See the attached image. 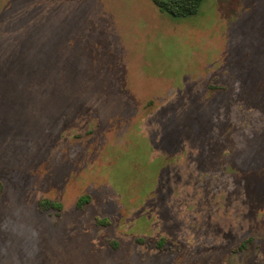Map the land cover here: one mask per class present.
<instances>
[{
	"label": "rangeland",
	"instance_id": "1",
	"mask_svg": "<svg viewBox=\"0 0 264 264\" xmlns=\"http://www.w3.org/2000/svg\"><path fill=\"white\" fill-rule=\"evenodd\" d=\"M0 183V264H264V0H0Z\"/></svg>",
	"mask_w": 264,
	"mask_h": 264
},
{
	"label": "trees",
	"instance_id": "2",
	"mask_svg": "<svg viewBox=\"0 0 264 264\" xmlns=\"http://www.w3.org/2000/svg\"><path fill=\"white\" fill-rule=\"evenodd\" d=\"M156 8L160 11L165 12L175 18H189L198 14L201 10L202 4L205 0H152ZM3 185L0 183V194L3 190ZM90 200L87 198H80L78 200V208L84 209ZM40 207L42 210H62V204L59 202H54L48 199L42 200L40 202ZM143 241V240H139ZM253 241V239L246 240L242 243L240 248H245L247 244ZM165 240H161L160 246H164Z\"/></svg>",
	"mask_w": 264,
	"mask_h": 264
}]
</instances>
